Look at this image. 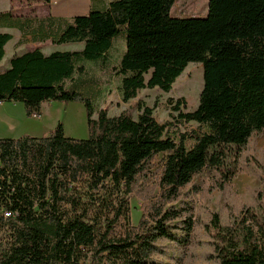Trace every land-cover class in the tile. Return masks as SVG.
Returning a JSON list of instances; mask_svg holds the SVG:
<instances>
[{"label":"trees","instance_id":"obj_1","mask_svg":"<svg viewBox=\"0 0 264 264\" xmlns=\"http://www.w3.org/2000/svg\"><path fill=\"white\" fill-rule=\"evenodd\" d=\"M175 1L114 0L77 15L49 38L82 50L37 48L0 72V104L20 102L37 118L44 102L79 101L89 128L87 138L66 135L62 122L41 136L0 137V264H264V190L241 209L230 192L264 134V0H209L204 17L173 16ZM11 18L0 13V23ZM120 33L126 103L143 89L170 92L189 63H202L198 107L168 100L177 122L197 129L176 128L177 138L179 124L160 123L140 101L115 116L97 104L100 82L84 61L108 68ZM11 39L0 32V63ZM251 163L264 186V163ZM205 171L232 223L197 210L194 179ZM132 197L142 201L137 223Z\"/></svg>","mask_w":264,"mask_h":264},{"label":"rangeland","instance_id":"obj_2","mask_svg":"<svg viewBox=\"0 0 264 264\" xmlns=\"http://www.w3.org/2000/svg\"><path fill=\"white\" fill-rule=\"evenodd\" d=\"M23 1V0H22ZM209 0H176L171 14L181 17H204L208 13ZM114 46L111 51V64L108 68H104L98 62L84 61L87 66V77H91L100 82L101 92L97 104L107 106L109 115L115 116L122 111L128 109L133 102L140 101L143 104L153 107L154 114L160 123L171 122L179 124L173 129L172 134L177 137L178 131L186 129H197L198 123H179L172 116V109L168 104L169 98L177 100L185 98L186 105L182 106L184 111H194L199 105L200 93L204 86V69L202 63L191 62L178 77L173 84L170 92L161 90L160 88L143 89L137 98L124 102L120 90L121 80L116 74V68L124 53L125 41L122 33L114 39ZM71 46V45H70ZM75 48H82V43L73 44ZM11 47V46H10ZM7 47V56L3 59L0 70L4 71V66H10L9 58L12 47ZM64 47H60L63 49ZM74 49V48H71ZM133 116L138 118L140 112L137 108L132 110ZM176 114V113H175ZM62 122L65 126L66 135L76 138H87L89 136V128L87 123V113L83 103L51 101L44 102L42 105V114L37 118H29L26 116L24 106L20 102H4L0 104V137H19L25 133L34 136L49 134L56 125ZM30 130L34 133L22 131ZM178 138V137H177ZM250 162H247L246 168L238 174L230 186L233 203L238 209L245 204H251L257 189L264 190L260 177L259 167L251 160L258 157L264 163V134L257 136L251 140ZM161 157V156H160ZM258 164V163H257ZM214 174L210 171L195 177L194 182L202 187V190L194 195L196 208L201 216L209 221L212 213L218 212L224 222H228L231 214L225 208V196L218 189L213 187ZM142 201L137 197L131 198V219L133 223H137L142 215ZM228 222V223H232ZM203 263V260H199Z\"/></svg>","mask_w":264,"mask_h":264},{"label":"crops","instance_id":"obj_3","mask_svg":"<svg viewBox=\"0 0 264 264\" xmlns=\"http://www.w3.org/2000/svg\"><path fill=\"white\" fill-rule=\"evenodd\" d=\"M112 1L114 0H52L50 2L42 0H0V13L12 12L10 20L0 23V32H7L12 35V39L6 46V56L7 47H12L10 49L11 57L8 61L15 55L37 48L47 54L58 50H82L83 47L76 49L75 46H72L73 44L53 45L49 36L73 21L75 16L87 14L94 9H104ZM60 47L64 48L60 49ZM4 68L7 69L8 64ZM21 130L34 133L30 130Z\"/></svg>","mask_w":264,"mask_h":264},{"label":"built area","instance_id":"obj_4","mask_svg":"<svg viewBox=\"0 0 264 264\" xmlns=\"http://www.w3.org/2000/svg\"><path fill=\"white\" fill-rule=\"evenodd\" d=\"M39 117V116H38Z\"/></svg>","mask_w":264,"mask_h":264}]
</instances>
